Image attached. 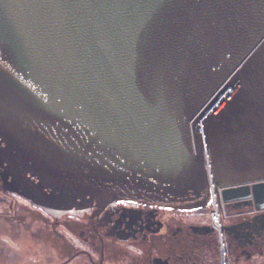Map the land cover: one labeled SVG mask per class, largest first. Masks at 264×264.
<instances>
[{
	"label": "water",
	"instance_id": "obj_1",
	"mask_svg": "<svg viewBox=\"0 0 264 264\" xmlns=\"http://www.w3.org/2000/svg\"><path fill=\"white\" fill-rule=\"evenodd\" d=\"M0 139L56 218L264 209V0H0Z\"/></svg>",
	"mask_w": 264,
	"mask_h": 264
},
{
	"label": "flooded vegetation",
	"instance_id": "obj_2",
	"mask_svg": "<svg viewBox=\"0 0 264 264\" xmlns=\"http://www.w3.org/2000/svg\"><path fill=\"white\" fill-rule=\"evenodd\" d=\"M6 142L0 139V207L22 209L15 215H1L3 226L18 242L25 225L38 226L37 233L47 237L58 231L64 258L56 264H216L200 256L197 249L182 253L178 245L164 241L190 239L216 234L209 218L210 201L202 208L178 209L139 203L132 200L96 198L78 193L77 201L60 207L76 214L56 218L42 207L11 188L27 193L36 185L26 183L33 171L11 156ZM74 205V206H73ZM58 210V209H57ZM58 210V211H60ZM229 219L224 221V264H258L264 244V209L254 200L240 206L226 204ZM7 212V211H5ZM67 219V224H65ZM228 226L227 229H224ZM32 231L28 230L31 234ZM141 244L140 246H136ZM145 244V248L141 247ZM5 245V244H4ZM231 253V255H229ZM37 264H51L52 249ZM231 256V257H230Z\"/></svg>",
	"mask_w": 264,
	"mask_h": 264
},
{
	"label": "rangeland",
	"instance_id": "obj_3",
	"mask_svg": "<svg viewBox=\"0 0 264 264\" xmlns=\"http://www.w3.org/2000/svg\"><path fill=\"white\" fill-rule=\"evenodd\" d=\"M21 210L20 207H0V216L4 214L15 215L16 213L22 212ZM228 220L226 218L224 221L227 222ZM67 222V219H65V224ZM39 225V222L37 225L33 224L30 226L29 223L25 225V229L21 234L22 236H19L18 242H16L15 238L11 239V232L3 226L2 220L0 219V264H37L35 261L38 258H44L46 251L51 249L53 253V261H51V264H56L61 261L65 256L61 250V243L64 240L59 238L58 231H54L53 234H49L47 237L43 236L45 232L37 233ZM28 230L32 231L31 234L28 233ZM190 238L182 239L179 242L172 240L168 242L164 241V243L165 245L171 243L170 245L172 247L178 245L179 250L183 254L197 249L199 255L203 256L204 259L206 258L209 261L215 260L216 264H224L225 252L221 248V239L217 233L214 236H195L193 237L195 239L194 241ZM140 245L136 243V246ZM142 245L141 247L145 248L146 245ZM258 264L260 263L258 262Z\"/></svg>",
	"mask_w": 264,
	"mask_h": 264
},
{
	"label": "built area",
	"instance_id": "obj_4",
	"mask_svg": "<svg viewBox=\"0 0 264 264\" xmlns=\"http://www.w3.org/2000/svg\"><path fill=\"white\" fill-rule=\"evenodd\" d=\"M226 202L219 195V198L210 201L209 218L215 232L221 239V248L225 250V239L223 232L224 220L228 217Z\"/></svg>",
	"mask_w": 264,
	"mask_h": 264
},
{
	"label": "crops",
	"instance_id": "obj_5",
	"mask_svg": "<svg viewBox=\"0 0 264 264\" xmlns=\"http://www.w3.org/2000/svg\"><path fill=\"white\" fill-rule=\"evenodd\" d=\"M258 258H259L260 264L264 263V244L261 246L259 250Z\"/></svg>",
	"mask_w": 264,
	"mask_h": 264
}]
</instances>
